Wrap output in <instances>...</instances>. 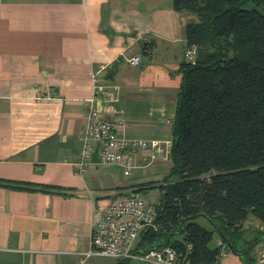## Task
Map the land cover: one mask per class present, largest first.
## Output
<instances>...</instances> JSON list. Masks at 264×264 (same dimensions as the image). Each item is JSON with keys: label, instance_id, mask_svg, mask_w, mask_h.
<instances>
[{"label": "crops", "instance_id": "1", "mask_svg": "<svg viewBox=\"0 0 264 264\" xmlns=\"http://www.w3.org/2000/svg\"><path fill=\"white\" fill-rule=\"evenodd\" d=\"M198 21L173 0H0V264H134L81 263L94 210L115 194L155 195L144 200L157 208L172 161L132 149L128 175L93 156L79 175L88 107L101 89L94 106L121 137L172 143L186 26ZM219 264L244 263L228 252Z\"/></svg>", "mask_w": 264, "mask_h": 264}, {"label": "trees", "instance_id": "2", "mask_svg": "<svg viewBox=\"0 0 264 264\" xmlns=\"http://www.w3.org/2000/svg\"><path fill=\"white\" fill-rule=\"evenodd\" d=\"M173 8L199 21L186 26L194 55L180 69L159 230L144 232L138 249L170 245L188 264H219L226 251L257 264L252 250L264 242V0H173ZM250 219L261 227L246 247Z\"/></svg>", "mask_w": 264, "mask_h": 264}, {"label": "built area", "instance_id": "3", "mask_svg": "<svg viewBox=\"0 0 264 264\" xmlns=\"http://www.w3.org/2000/svg\"><path fill=\"white\" fill-rule=\"evenodd\" d=\"M194 55L191 53L190 58ZM141 56L128 59L131 66H137ZM101 89H97L95 98ZM91 99L87 115L86 127L82 133L84 150L78 161V174L84 175L87 161L96 149L102 162L115 164L123 168L125 175L133 168L130 150H153L162 153L165 160L172 161V143L162 145L160 142L123 138L117 131L120 120L109 117L103 110L94 106ZM155 158V156H154ZM158 210L136 194H115L107 207H97L93 213L90 236V249L84 253L85 259L91 256L113 258L119 261L140 260L146 264H188L180 260V254L170 245L152 248L140 252L138 244L144 232H157ZM227 254L222 253V257ZM259 264H264V253Z\"/></svg>", "mask_w": 264, "mask_h": 264}, {"label": "rangeland", "instance_id": "4", "mask_svg": "<svg viewBox=\"0 0 264 264\" xmlns=\"http://www.w3.org/2000/svg\"><path fill=\"white\" fill-rule=\"evenodd\" d=\"M192 52H193V50H192ZM143 197H144V199H146V201H149V202H152L153 200H154V197H156L155 195H147L146 196V194L145 195H143ZM250 220H252V221H256V222H258L257 220H255V219H250ZM248 224L249 223H247V226H248ZM249 226L251 227L249 230H250V232L249 233H251V232H253V230H255L256 228L254 227V225H252V224H249ZM255 232V231H254ZM256 238V236L252 239V240H254ZM251 240V241H252ZM243 245V244H242ZM226 254H227V252L226 251H224ZM262 253H264L263 251H262V249L261 248H259V245H257L256 247H255V249L254 250H252V254H254V256L257 258V264H259V260H260V256H261V254ZM222 257V256H221ZM222 258H224V257H222ZM142 261H138V260H136V261H134V264H146V263H144V262H142Z\"/></svg>", "mask_w": 264, "mask_h": 264}, {"label": "water", "instance_id": "5", "mask_svg": "<svg viewBox=\"0 0 264 264\" xmlns=\"http://www.w3.org/2000/svg\"><path fill=\"white\" fill-rule=\"evenodd\" d=\"M189 62H192L193 61V58H189L188 59ZM93 160H96V162H99L100 161V158H99V155H98V148L96 149L94 155H93Z\"/></svg>", "mask_w": 264, "mask_h": 264}]
</instances>
